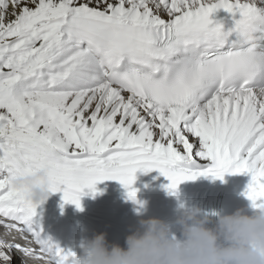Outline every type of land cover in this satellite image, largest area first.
<instances>
[{"label": "snow or ice", "instance_id": "1", "mask_svg": "<svg viewBox=\"0 0 264 264\" xmlns=\"http://www.w3.org/2000/svg\"><path fill=\"white\" fill-rule=\"evenodd\" d=\"M40 169L81 210L106 180L142 205L140 170L250 175L264 210V0H0V227L35 245L0 264H77L14 183Z\"/></svg>", "mask_w": 264, "mask_h": 264}, {"label": "clouds", "instance_id": "2", "mask_svg": "<svg viewBox=\"0 0 264 264\" xmlns=\"http://www.w3.org/2000/svg\"><path fill=\"white\" fill-rule=\"evenodd\" d=\"M14 183L27 188L39 207L52 194L46 169L17 175ZM216 219L196 206L181 205L175 224L158 217L141 219L126 237V247L110 243L107 233L85 241L77 264H264V210L248 214L215 213Z\"/></svg>", "mask_w": 264, "mask_h": 264}, {"label": "bare ground", "instance_id": "3", "mask_svg": "<svg viewBox=\"0 0 264 264\" xmlns=\"http://www.w3.org/2000/svg\"><path fill=\"white\" fill-rule=\"evenodd\" d=\"M210 165H211V162L209 161L208 162V166H210ZM200 170H203V166H201V169ZM153 171H157V170H153ZM142 172H144V171L140 170V171H137L136 174H140ZM243 176L244 175L241 174L239 176H235L234 178L237 179V180H240V179L243 178ZM199 177H205V176H199ZM86 197H88V196H86ZM44 203L38 208L40 210V212H42V215L43 216H45V212L50 208L49 205L45 206ZM84 215L90 221H93L95 223H98L101 226H103L104 228H106V229H108L110 231H113V232H115L117 234H121L123 236H126V237L129 234H131V232H133V231L136 230L134 227L125 225V224L119 222L118 220H116L115 218H113V217H111L109 215H106L104 213H101V212H84ZM38 218L40 220L41 225L43 226L44 225V221H42V219L40 218L39 213H38ZM30 261H31L32 264H35L32 260H30ZM14 264H21V262H20L19 259L14 258Z\"/></svg>", "mask_w": 264, "mask_h": 264}]
</instances>
